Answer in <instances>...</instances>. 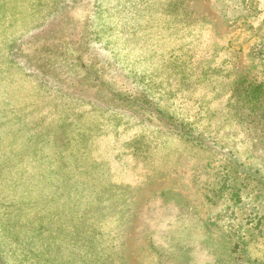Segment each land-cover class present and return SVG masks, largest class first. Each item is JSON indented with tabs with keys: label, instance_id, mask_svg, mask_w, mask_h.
<instances>
[{
	"label": "rangeland",
	"instance_id": "374dc122",
	"mask_svg": "<svg viewBox=\"0 0 264 264\" xmlns=\"http://www.w3.org/2000/svg\"><path fill=\"white\" fill-rule=\"evenodd\" d=\"M0 264H264V0H0Z\"/></svg>",
	"mask_w": 264,
	"mask_h": 264
}]
</instances>
